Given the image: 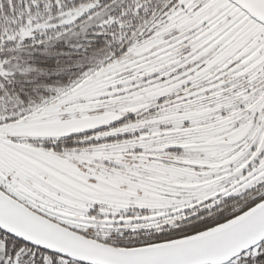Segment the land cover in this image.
Listing matches in <instances>:
<instances>
[{
	"label": "snow or ice",
	"instance_id": "snow-or-ice-1",
	"mask_svg": "<svg viewBox=\"0 0 264 264\" xmlns=\"http://www.w3.org/2000/svg\"><path fill=\"white\" fill-rule=\"evenodd\" d=\"M0 264H264V0H0Z\"/></svg>",
	"mask_w": 264,
	"mask_h": 264
}]
</instances>
